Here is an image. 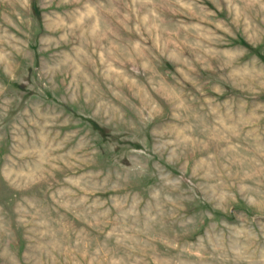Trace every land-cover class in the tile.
Returning <instances> with one entry per match:
<instances>
[{"label":"rangeland","instance_id":"rangeland-1","mask_svg":"<svg viewBox=\"0 0 264 264\" xmlns=\"http://www.w3.org/2000/svg\"><path fill=\"white\" fill-rule=\"evenodd\" d=\"M0 264H264V0H0Z\"/></svg>","mask_w":264,"mask_h":264}]
</instances>
